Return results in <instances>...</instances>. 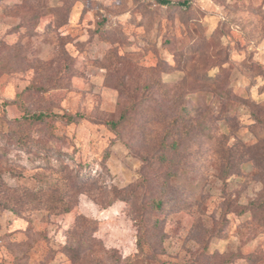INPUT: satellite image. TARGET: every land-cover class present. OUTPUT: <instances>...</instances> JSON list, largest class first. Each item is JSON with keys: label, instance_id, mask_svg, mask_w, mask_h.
<instances>
[{"label": "rangeland", "instance_id": "rangeland-1", "mask_svg": "<svg viewBox=\"0 0 264 264\" xmlns=\"http://www.w3.org/2000/svg\"><path fill=\"white\" fill-rule=\"evenodd\" d=\"M169 1L0 0V264H264V180L234 166L195 94L225 67L264 103V0ZM128 104L126 123L106 124ZM41 111L25 122L42 142L27 153L12 120ZM251 111L227 126L245 146ZM75 174L68 212L5 208Z\"/></svg>", "mask_w": 264, "mask_h": 264}, {"label": "trees", "instance_id": "trees-1", "mask_svg": "<svg viewBox=\"0 0 264 264\" xmlns=\"http://www.w3.org/2000/svg\"><path fill=\"white\" fill-rule=\"evenodd\" d=\"M162 4H169V0H157ZM185 3V2H184ZM181 4V3H180ZM218 73L215 75H209L208 73H202L195 80L200 83L198 89L195 90L198 96L203 94L205 96L204 101L202 102V110L204 113V117L207 119H212L214 121L221 120V123L224 125V131H217L213 134L214 139H219V144L228 142L231 140V143H228V153L227 157L234 162V166L248 164L249 167L253 170V175L258 179L264 180V103H260L259 105L255 100L249 97V91L246 90V95L238 94L233 88L232 82H229V70L225 67H219ZM222 72L226 73L225 77L219 78ZM195 81V82H196ZM250 84H248L249 87ZM259 93L264 92V83L258 89ZM192 100L196 98V96L191 97ZM198 99V98H196ZM139 104V103H138ZM240 106L250 107L252 109L251 113L255 119V122L252 124V132L254 133L255 142L250 145H242L240 144V140L236 138V130L237 129H227L230 119L235 118L237 114V110ZM135 105L128 104L126 105L119 114L118 120H106V124L111 128H115L121 124H124L129 119V115H132V110ZM183 110H186V105H183ZM210 113V114H207ZM49 114L45 111H41L38 113H33L28 116V118L24 115L20 119L15 118L12 120V124L16 126V129L12 131L11 134H14L16 145L26 148L27 153H32L34 150L30 148L33 143L39 144L42 143L39 139L40 137H34L30 135L29 129L25 126V122L28 121L29 124L34 121L43 122L45 118H48ZM71 117H69L70 119ZM201 130H203L205 126V121H201L199 124ZM233 129V130H232ZM62 153H58L60 155ZM58 161V158L56 159ZM51 161L48 159V164L50 165ZM60 163V164H59ZM57 166H60L59 169L55 170L56 173H62L65 170V167L61 162H59ZM53 170V169H52ZM238 175V172L235 174ZM48 187H52L51 191L59 190V192L52 196V194H42L38 191H34L32 189L24 191L22 194H8L6 202L4 203L5 208L10 209L11 211L17 212V209H23L32 203L36 202L38 204L44 205L50 212L53 213H64L68 212L71 209L74 194L80 191L83 181L81 180L80 175H69L67 177H61L60 179H54L51 182H48ZM122 192L121 195L116 196V198H122L123 200H129L130 197L126 196L125 190H120ZM70 193V195L68 194ZM47 196V198L52 199L47 202H43L42 196ZM72 199L70 201V198ZM51 204V205H50ZM153 207L155 209H159L163 206V202L161 198H157L153 200ZM138 250L134 254L135 261L139 260L144 256V249L141 245V241H138L137 244ZM136 264V263H133Z\"/></svg>", "mask_w": 264, "mask_h": 264}]
</instances>
